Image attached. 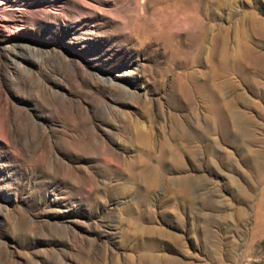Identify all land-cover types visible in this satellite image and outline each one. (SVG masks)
Segmentation results:
<instances>
[{"label": "rangeland", "instance_id": "rangeland-1", "mask_svg": "<svg viewBox=\"0 0 264 264\" xmlns=\"http://www.w3.org/2000/svg\"><path fill=\"white\" fill-rule=\"evenodd\" d=\"M0 264H264V0H0Z\"/></svg>", "mask_w": 264, "mask_h": 264}, {"label": "bare ground", "instance_id": "bare-ground-1", "mask_svg": "<svg viewBox=\"0 0 264 264\" xmlns=\"http://www.w3.org/2000/svg\"><path fill=\"white\" fill-rule=\"evenodd\" d=\"M241 115H243V114H241ZM241 115H240V117H241ZM237 116H239V115H237V114H235L234 116L232 115L231 117H230V122H231V124H235L237 121H236V119H237ZM246 117V116H245ZM239 118V117H238ZM243 118V117H242ZM247 118V117H246ZM239 120V119H238ZM242 121H243V119H242ZM246 121V120H245ZM249 122V121H248ZM239 123V122H238ZM242 123V122H241ZM247 123V122H246ZM171 262V261H170Z\"/></svg>", "mask_w": 264, "mask_h": 264}]
</instances>
